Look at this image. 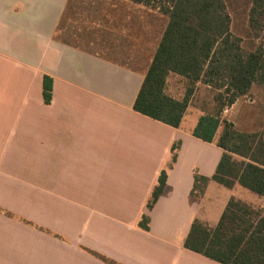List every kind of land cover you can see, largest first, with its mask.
<instances>
[{
  "label": "crops",
  "instance_id": "0c3cea01",
  "mask_svg": "<svg viewBox=\"0 0 264 264\" xmlns=\"http://www.w3.org/2000/svg\"><path fill=\"white\" fill-rule=\"evenodd\" d=\"M169 22L131 0H0V264H222L186 247L193 223L215 228L232 198L264 215L240 184L193 194L224 155L222 127L213 142L194 135L217 112L210 84L178 128L135 110Z\"/></svg>",
  "mask_w": 264,
  "mask_h": 264
},
{
  "label": "trees",
  "instance_id": "16d2710c",
  "mask_svg": "<svg viewBox=\"0 0 264 264\" xmlns=\"http://www.w3.org/2000/svg\"><path fill=\"white\" fill-rule=\"evenodd\" d=\"M169 17L154 61L135 103V110L174 128L180 127L198 83L215 90L217 112L201 118L194 135L217 143L224 155L212 178L196 175L193 194L203 196L208 183L233 189L240 184L264 197V121L254 131L240 130L221 120L224 110L242 97L264 91V0H246L247 35L233 31L231 0H131ZM233 2V0H232ZM233 6V5H232ZM246 39L249 48L244 46ZM185 79L186 91L174 95L171 78ZM44 98L51 103L53 79L44 78ZM178 145H174V159ZM168 175L163 171L148 207L164 193ZM144 215L140 227L149 230ZM186 247L222 264H264V215L260 209L232 198L218 225L212 228L196 220Z\"/></svg>",
  "mask_w": 264,
  "mask_h": 264
},
{
  "label": "rangeland",
  "instance_id": "374dc122",
  "mask_svg": "<svg viewBox=\"0 0 264 264\" xmlns=\"http://www.w3.org/2000/svg\"><path fill=\"white\" fill-rule=\"evenodd\" d=\"M246 0H231L230 12L233 19V31L236 35L244 37L248 32ZM249 40L244 39V46L249 48ZM176 84L175 81H173ZM243 131H254L262 127L264 121V91L254 90L253 95L242 97L236 107L226 117Z\"/></svg>",
  "mask_w": 264,
  "mask_h": 264
}]
</instances>
